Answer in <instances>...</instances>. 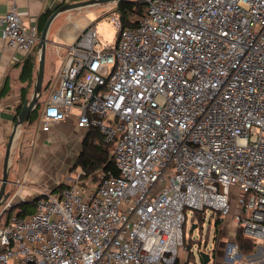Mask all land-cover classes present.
<instances>
[{"label": "built area", "instance_id": "1", "mask_svg": "<svg viewBox=\"0 0 264 264\" xmlns=\"http://www.w3.org/2000/svg\"><path fill=\"white\" fill-rule=\"evenodd\" d=\"M146 2L136 24L110 11L114 46L96 22L66 45L40 115L49 130L76 109L80 128L113 143L119 174L95 181L78 166L69 183L39 189L26 216L9 213L18 180L0 206V264H172L187 251L189 208H211L220 231L234 211L223 261L263 263L236 234L264 249V0ZM0 26L9 46H37L38 24L16 3Z\"/></svg>", "mask_w": 264, "mask_h": 264}, {"label": "crops", "instance_id": "2", "mask_svg": "<svg viewBox=\"0 0 264 264\" xmlns=\"http://www.w3.org/2000/svg\"><path fill=\"white\" fill-rule=\"evenodd\" d=\"M77 0H0V16L6 14L11 5L16 3L18 13L25 22H37L39 15L48 10L56 9L60 4L65 2H73ZM116 6V5H115ZM83 8L72 10L69 14L65 15L62 13L53 21L50 29V41L48 43L46 52V62H52L55 59L56 67H61L62 59L66 53V45L73 42L81 30H83L88 23L95 21H87L83 25V29H66L69 21L73 17L81 16ZM66 13V12H64ZM77 27V24H76ZM28 56L35 57V77L32 85L29 87L27 97H30L33 93V85L36 78V71L38 68L39 56L37 53V46L30 52H26L22 49L11 47L7 44L5 38L2 35V26H0V90L7 82L8 90L0 97V156L3 157L6 153L7 143L10 134L13 130V125L16 121L19 113V106L22 103L21 89L27 85L20 79L22 64ZM26 97V98H27ZM45 101L44 99H42ZM77 110L74 109L72 114L67 116L64 120L52 123L49 130H42L40 127V117L38 119V127L36 130V136L39 140L33 143V153L30 158L26 161L20 162L18 159L10 164V174H14L13 177L9 178L11 189L13 192L17 188V181H25L26 187L23 188L19 193L21 200L32 199L38 195L39 189H52L54 190L58 185L62 183H69L72 179L73 170L72 167L75 164L74 159L77 158L81 150V145L86 137L88 130H84L77 125ZM41 115V114H40ZM27 125V124H26ZM23 127V128H22ZM20 127L18 136L15 139L14 145L18 147L19 143L23 141L24 135L28 132L25 130V124ZM24 129V130H23ZM26 131V132H23ZM59 136L57 138L65 139L66 136L71 137L73 140V147L75 146L73 158L65 157L66 153L63 154L64 162H61L58 166L50 161V153L47 149L48 140L53 136ZM54 138V137H53ZM23 139V140H22ZM36 139V138H35ZM13 145V148H14ZM13 151V149H12ZM1 159V158H0ZM4 162V158H3ZM61 167V171L57 175V171ZM3 170V166H2ZM72 170V173H71ZM58 176V177H57ZM1 179V175H0ZM8 186V185H7ZM225 222H229V227L220 236L221 238H230L233 235L234 230L232 226V217H227ZM220 228V227H219ZM221 232V231H220ZM264 249L256 250L258 257L254 256L255 261L263 260L264 264ZM254 255V254H253ZM218 256V255H217ZM217 258V257H216ZM223 257H221L222 259ZM227 264L224 261H216L218 264ZM223 262V263H222Z\"/></svg>", "mask_w": 264, "mask_h": 264}, {"label": "rangeland", "instance_id": "3", "mask_svg": "<svg viewBox=\"0 0 264 264\" xmlns=\"http://www.w3.org/2000/svg\"><path fill=\"white\" fill-rule=\"evenodd\" d=\"M116 2H109L105 4H97L93 6L84 7L82 10L81 16L73 17L71 21H69L66 29L74 30V29H81L87 21H95L97 26V31L100 35V38L102 42L105 45H111L114 46L116 43L117 38V29L113 22L110 20V11L115 7ZM75 10V9H74ZM71 11H68L66 13H63L64 16L69 14ZM77 24V27H76ZM89 24V23H88ZM83 29V28H82ZM55 59H53L52 62L47 61L45 64V76H44V82H43V93L42 98L46 100L51 92V90L54 88V86L57 83L58 73H59V67H56L55 65ZM27 124V125H26ZM38 127V119L34 120L33 122L25 123V130L28 131L24 137L23 141L19 143L18 147L14 145L12 155H11V163H14L17 159L20 162H24L30 158V156L33 153V143L36 140V142L39 140L38 136H36V130ZM23 128V127H22ZM24 130V129H23ZM23 131V132H26ZM54 137V138H53ZM50 140H48L47 143V149L50 153V161L51 163H54L56 166H58L61 162H64L63 154L66 153L65 157H72L74 156V153L72 152L75 148L73 147V140L70 139L71 137L66 136L65 139L57 138L58 135L55 137L53 136ZM36 138V139H35ZM82 146V145H81ZM112 151V150H111ZM0 175L2 177V166H3V154L0 156ZM78 158V156H77ZM77 158L74 159L75 164L77 161ZM74 164V165H75ZM73 165V166H74ZM11 169V168H10ZM61 167L59 166V170L57 171V175ZM72 173V170H71ZM14 174H10L9 178L13 177ZM58 177V176H57ZM11 189V184H8L7 191ZM236 191L237 189L235 187L230 188L232 202H233V208L236 207ZM1 211V208H0ZM194 210L188 209L187 214V222L184 227V238H185V248H191L193 251V257L189 259L188 264H203L200 258V251L201 250H207V251H213L214 249H217L219 252V255L215 259L213 256L211 261L208 264H217L215 263V260L217 261H223V258L221 259L223 252L221 249L226 245L227 239H222L220 236L225 232V230L229 227V222H225V224L221 228V232L218 228V232H216V226L214 221L211 219V208H207L205 212H201L202 219L200 220L199 217H194ZM234 211L228 216L233 217ZM233 219V218H232ZM196 223L197 227L192 228L193 224ZM233 229H235L234 222L232 220V226ZM220 235V236H219ZM189 241V242H188ZM206 244V247H205ZM184 248H180L179 250V257L175 259V261L172 264H186L187 258V251H184ZM256 248H254L251 255L254 254L255 257H258L257 253L255 255ZM214 253V252H212ZM264 254V252H263ZM244 259H247L246 256ZM225 262V261H224ZM223 263V262H222ZM227 264H234L233 262L227 261L225 262ZM219 264V262H218ZM224 264V263H223Z\"/></svg>", "mask_w": 264, "mask_h": 264}, {"label": "trees", "instance_id": "4", "mask_svg": "<svg viewBox=\"0 0 264 264\" xmlns=\"http://www.w3.org/2000/svg\"><path fill=\"white\" fill-rule=\"evenodd\" d=\"M115 10L121 15L125 24H136V21H132V17L134 16H143L147 14L148 4L146 0H121L116 3ZM54 9H48L42 12L37 20L39 33H41L44 24L46 23L48 17ZM35 57L28 56L22 64L20 79L23 82H26L27 85L23 86L21 89V99L22 103L19 106V111L22 107L24 100L28 95L29 87L32 85L35 77ZM8 90L7 82L0 90V97H2ZM43 93V92H42ZM42 98V95H41ZM40 98L33 112L31 113L28 122H33L36 119H39L44 101ZM112 142H105L103 134L97 128H91L88 130L86 137L82 143L81 150L79 152L76 164L72 167V170L81 166L86 171L88 176H91L95 181L100 180L101 174L111 170L114 174L118 175L119 171L113 161L112 154ZM65 183L58 185L55 189L63 186ZM37 199L30 200L28 202H18L13 205V207L9 210V213L18 211L19 216H26L33 213L36 209ZM199 217L202 219L201 212L195 211L194 217ZM216 232H218V227L221 223L220 218H216L215 221ZM236 241L239 244L240 251L244 254H251L255 248V244L252 240L248 239L243 235L241 230L237 231ZM189 242V241H188ZM206 247V244H205ZM187 260L185 261L188 264L189 259L193 257V251L191 248L187 250ZM201 261L202 257L200 255ZM203 264H205L203 262Z\"/></svg>", "mask_w": 264, "mask_h": 264}, {"label": "water", "instance_id": "5", "mask_svg": "<svg viewBox=\"0 0 264 264\" xmlns=\"http://www.w3.org/2000/svg\"><path fill=\"white\" fill-rule=\"evenodd\" d=\"M119 1L121 0H77L73 2H65L63 4H60L48 17L40 33L39 41L37 44V53L39 56V62H38V68L36 71L35 82L33 85V93L30 97H27L24 100L22 107L17 115L16 121L13 125V130L10 134V137L7 143L6 153H5L4 162H3L2 177L0 179V206L3 204L4 200L8 198L10 194V192L7 191V185L11 182L9 179V173H10L12 149H13L15 139L18 136L20 127H22L28 121L31 113L33 112L34 108L39 102L42 92H43L46 52H47L48 43L50 41V37H49L50 29H51V25L53 21L57 18V16H59L60 14L64 12H68L74 9L84 8L88 6H93L97 4H105L109 2L117 3ZM39 197H40V194L34 196L32 199L21 200V202H28L30 200H36ZM196 227H197V224L194 223L192 228L194 229ZM200 255L205 264H208L211 261V256L209 252L205 250H201Z\"/></svg>", "mask_w": 264, "mask_h": 264}]
</instances>
